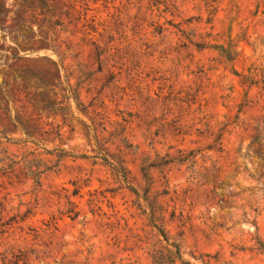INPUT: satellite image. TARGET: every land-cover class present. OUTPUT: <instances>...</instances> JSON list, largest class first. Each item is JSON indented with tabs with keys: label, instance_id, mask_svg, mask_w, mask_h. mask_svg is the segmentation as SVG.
Returning <instances> with one entry per match:
<instances>
[{
	"label": "rangeland",
	"instance_id": "rangeland-1",
	"mask_svg": "<svg viewBox=\"0 0 264 264\" xmlns=\"http://www.w3.org/2000/svg\"><path fill=\"white\" fill-rule=\"evenodd\" d=\"M254 61L264 0H0V264H264Z\"/></svg>",
	"mask_w": 264,
	"mask_h": 264
},
{
	"label": "trees",
	"instance_id": "trees-1",
	"mask_svg": "<svg viewBox=\"0 0 264 264\" xmlns=\"http://www.w3.org/2000/svg\"><path fill=\"white\" fill-rule=\"evenodd\" d=\"M241 83L245 85L248 89L251 88L253 85H257L259 83L264 84V64L257 63L256 61L252 62L251 65L247 69L246 74H242L241 76ZM247 90L245 91V94ZM221 133L217 136V139L221 137L224 133V128L221 129ZM160 233L164 235L163 230H160ZM167 241V240H166ZM168 247H165V252L163 250H156L152 254V261L154 264H176L177 262L180 264H189L182 260L180 248L177 244L167 243ZM169 246H172L171 249ZM259 250L264 252V246H260ZM18 259H16L17 261ZM12 263V261L10 260ZM209 261L205 262L208 264ZM14 263V262H13Z\"/></svg>",
	"mask_w": 264,
	"mask_h": 264
}]
</instances>
